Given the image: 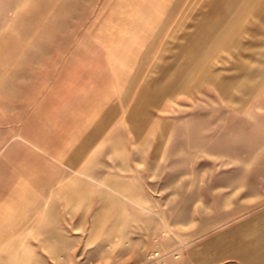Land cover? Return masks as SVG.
Listing matches in <instances>:
<instances>
[{
  "label": "rangeland",
  "instance_id": "rangeland-1",
  "mask_svg": "<svg viewBox=\"0 0 264 264\" xmlns=\"http://www.w3.org/2000/svg\"><path fill=\"white\" fill-rule=\"evenodd\" d=\"M200 182L264 208V0H0V264L125 262Z\"/></svg>",
  "mask_w": 264,
  "mask_h": 264
},
{
  "label": "crops",
  "instance_id": "crops-1",
  "mask_svg": "<svg viewBox=\"0 0 264 264\" xmlns=\"http://www.w3.org/2000/svg\"><path fill=\"white\" fill-rule=\"evenodd\" d=\"M39 179H43L39 182L41 186L31 182L28 193L50 194L52 173ZM207 185V182L190 185L184 207L180 202L186 199H175L178 203L173 210L188 211L186 219L174 224L182 228L180 231L167 234L157 245L154 240L146 247L140 241H132L128 260L115 264H145L154 250L163 255V264H264V208L234 204L226 188ZM176 254L179 258H175Z\"/></svg>",
  "mask_w": 264,
  "mask_h": 264
},
{
  "label": "built area",
  "instance_id": "built-area-1",
  "mask_svg": "<svg viewBox=\"0 0 264 264\" xmlns=\"http://www.w3.org/2000/svg\"><path fill=\"white\" fill-rule=\"evenodd\" d=\"M167 236L166 233H162L161 236H159V238H156L154 240V243L157 245L161 242V240L163 238H165ZM175 258H179V255L176 254L175 255ZM163 255L157 251V250H154L148 257V261L145 263V264H163Z\"/></svg>",
  "mask_w": 264,
  "mask_h": 264
},
{
  "label": "bare ground",
  "instance_id": "bare-ground-1",
  "mask_svg": "<svg viewBox=\"0 0 264 264\" xmlns=\"http://www.w3.org/2000/svg\"><path fill=\"white\" fill-rule=\"evenodd\" d=\"M79 173H80V171H79ZM80 176V175H79Z\"/></svg>",
  "mask_w": 264,
  "mask_h": 264
}]
</instances>
